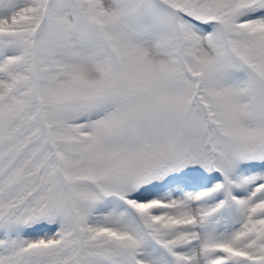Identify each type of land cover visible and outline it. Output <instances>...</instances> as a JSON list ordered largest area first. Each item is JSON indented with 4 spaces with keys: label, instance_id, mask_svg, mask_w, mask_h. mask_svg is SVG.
I'll return each instance as SVG.
<instances>
[{
    "label": "snow or ice",
    "instance_id": "obj_1",
    "mask_svg": "<svg viewBox=\"0 0 264 264\" xmlns=\"http://www.w3.org/2000/svg\"><path fill=\"white\" fill-rule=\"evenodd\" d=\"M0 264H264V0H0Z\"/></svg>",
    "mask_w": 264,
    "mask_h": 264
}]
</instances>
